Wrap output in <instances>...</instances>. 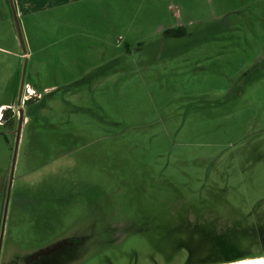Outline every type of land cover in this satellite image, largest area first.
I'll return each instance as SVG.
<instances>
[{"label":"rangeland","instance_id":"374dc122","mask_svg":"<svg viewBox=\"0 0 264 264\" xmlns=\"http://www.w3.org/2000/svg\"><path fill=\"white\" fill-rule=\"evenodd\" d=\"M14 4L23 42L0 0V211L21 107L26 120L4 256L195 264L189 248L225 252L222 222L264 234V0Z\"/></svg>","mask_w":264,"mask_h":264},{"label":"trees","instance_id":"16d2710c","mask_svg":"<svg viewBox=\"0 0 264 264\" xmlns=\"http://www.w3.org/2000/svg\"><path fill=\"white\" fill-rule=\"evenodd\" d=\"M173 29H170L169 31H172ZM1 131V128H0ZM213 222L215 220H212ZM231 224H225V222H222L223 224L221 228H217V230L214 232L217 237H219L220 240L223 241L222 247H213L215 251L219 252L220 250H223L222 254H215V252H212L209 250L207 253H198V251H194L193 249L189 248V256L188 259L191 261H194L192 258L197 257L200 258L198 261H194L197 264H215V263H225V262H234L242 260L246 257L252 256V257H264V250L259 253H249L245 254V250H242L241 247L238 245V241L234 238V235H240V236H253L250 238H256L259 235H264L260 232H263L259 230L254 224L245 225L243 224L244 219H236L233 220ZM188 223H191L188 221ZM193 223V222H192ZM197 223V221H196ZM198 224V223H197ZM255 226L254 229L252 227ZM257 230V231H255ZM255 255V256H254ZM204 257V258H203ZM222 257V258H221ZM218 259H225L224 261H220Z\"/></svg>","mask_w":264,"mask_h":264},{"label":"flooded vegetation","instance_id":"af4514ba","mask_svg":"<svg viewBox=\"0 0 264 264\" xmlns=\"http://www.w3.org/2000/svg\"><path fill=\"white\" fill-rule=\"evenodd\" d=\"M170 29H173V30L169 31ZM170 29L166 30L167 36L178 37V36H184L187 33L184 26H179V27L170 28ZM25 120H26V116H24V122H25ZM18 124H19V121H18ZM23 125H24V123H23ZM17 129H18V127H17ZM22 130H23V127H22ZM1 131H3V130H1ZM21 133H22V131H21ZM16 136H17V133H16ZM20 140H21V137H20ZM9 181H10V179H9ZM8 188H9V182H8L7 186L5 184L4 191L2 192V196H1V199L3 201V205H2V211H0V212H1V215L3 216V218H4V213H5V204H6V200L8 197ZM11 199H12V187H11V191H10V195H9V204L11 202ZM9 204H8V208H9ZM0 209H1V207H0ZM7 213H8V209H7ZM188 219L191 220L189 217H188ZM118 225L120 226L121 224L111 223V227L113 230H116V228H118ZM115 236H116V234H115ZM3 237H4V233L0 232V250H1V252H0V264H63L67 260V258L72 259V255H70V253H69L70 251L67 248L52 249L49 251H38L36 254L27 253V254H23V255H19V256H11V257L8 256L7 257V256H4V254H3V244H2ZM116 239L117 238L115 237L114 240H116ZM69 241H70L69 238H65L64 239V246ZM118 259H120V258H118ZM87 260H88V258L86 259V261ZM86 261H84L82 263L85 264ZM110 264H113V261H111Z\"/></svg>","mask_w":264,"mask_h":264},{"label":"water","instance_id":"95a60500","mask_svg":"<svg viewBox=\"0 0 264 264\" xmlns=\"http://www.w3.org/2000/svg\"><path fill=\"white\" fill-rule=\"evenodd\" d=\"M9 1L11 3V8H12V11H13V14H14V19H15V24H16L17 29L19 31L20 39L23 42V35H22V32H21L22 30H21V26H20L17 10H16L15 4H14V0H9ZM18 105H21V99H19ZM20 112L21 113H20L19 124H18V129H17V136H16V140H15L14 152H13V158H12L11 175H10L9 188H8V197H7V200H6L5 213H4V218H3V221H2V230H1L2 233H4V230H5V224H6V218H7V209H8V204H9V195H10V191H11V187H12V183H13L14 169H15V164H16V160H17V156H18V149H19V144H20L21 131H22L23 123H24V116H25L24 107H21ZM70 242H71V240H70ZM0 252H1V250H0ZM215 264H220V263H215Z\"/></svg>","mask_w":264,"mask_h":264},{"label":"bare ground","instance_id":"6f19581e","mask_svg":"<svg viewBox=\"0 0 264 264\" xmlns=\"http://www.w3.org/2000/svg\"><path fill=\"white\" fill-rule=\"evenodd\" d=\"M222 264H264V262H263V258L257 257V258L237 261V262H234V263H222Z\"/></svg>","mask_w":264,"mask_h":264},{"label":"built area","instance_id":"2783aa9c","mask_svg":"<svg viewBox=\"0 0 264 264\" xmlns=\"http://www.w3.org/2000/svg\"><path fill=\"white\" fill-rule=\"evenodd\" d=\"M26 90H27V95H29L32 91L30 86H26ZM26 99H28V98H26Z\"/></svg>","mask_w":264,"mask_h":264},{"label":"crops","instance_id":"0c3cea01","mask_svg":"<svg viewBox=\"0 0 264 264\" xmlns=\"http://www.w3.org/2000/svg\"><path fill=\"white\" fill-rule=\"evenodd\" d=\"M4 108V104H3V106H1V108L0 109H3ZM1 112V111H0Z\"/></svg>","mask_w":264,"mask_h":264}]
</instances>
